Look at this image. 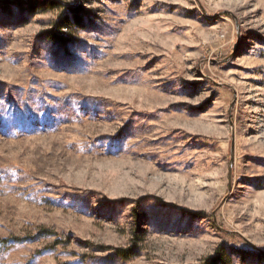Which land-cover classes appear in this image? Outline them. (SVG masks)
<instances>
[{"label":"rangeland","instance_id":"rangeland-1","mask_svg":"<svg viewBox=\"0 0 264 264\" xmlns=\"http://www.w3.org/2000/svg\"><path fill=\"white\" fill-rule=\"evenodd\" d=\"M52 1L0 0V264H264V0Z\"/></svg>","mask_w":264,"mask_h":264},{"label":"trees","instance_id":"trees-1","mask_svg":"<svg viewBox=\"0 0 264 264\" xmlns=\"http://www.w3.org/2000/svg\"><path fill=\"white\" fill-rule=\"evenodd\" d=\"M29 1L30 2L28 4V6H29V9L31 12L33 11L36 4H40L39 7H41L43 9V10H41V13L54 10L55 8L58 7V4L52 0H29ZM33 13H35V12L33 11ZM57 29H59V30L68 29V26L65 24L64 26H61ZM55 35L58 36V34H55ZM2 243H6V240H3ZM117 254L123 256L124 258H127V256H126L127 252L118 250ZM221 256L222 255L218 254V257H219L218 262H217L218 264H224L223 259H222L223 257H221Z\"/></svg>","mask_w":264,"mask_h":264}]
</instances>
